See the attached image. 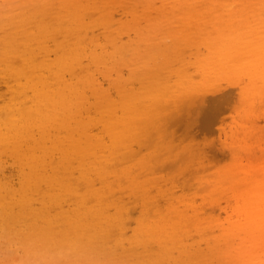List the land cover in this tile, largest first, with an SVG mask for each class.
I'll use <instances>...</instances> for the list:
<instances>
[{
  "label": "bare ground",
  "instance_id": "1",
  "mask_svg": "<svg viewBox=\"0 0 264 264\" xmlns=\"http://www.w3.org/2000/svg\"><path fill=\"white\" fill-rule=\"evenodd\" d=\"M133 1H128L132 4V7L129 8L132 18L129 22L126 21L122 28L135 27L134 23L140 17L147 20V30L138 31L136 38L138 43L132 51L133 55L138 57V61H141L142 68L140 69L143 70L139 72V70L133 69L127 78L118 80V84L114 87L118 95V103L114 102L101 87L98 90L102 97L95 89L98 94L96 99L101 102L105 108L104 112L108 116L101 119L89 117L91 109L95 107L80 108L79 112L86 114L88 118L83 119L84 122L80 128L77 126L80 134L74 149L65 147L69 141L73 140L74 136L69 134L71 133L70 122L64 119L63 126H66L68 134L62 138L59 137V142L63 145L56 153L61 155V159L54 166H48L49 163L46 159L48 153L53 154L54 150H43L42 155H36L39 149L32 148L31 151H23L27 155L22 152L21 156L17 158L14 168H17L16 175L19 179L18 196H16V190L11 191L15 184L10 175H6L4 182L0 185V253L15 238L33 241L48 248L72 247L76 250L77 255L70 264H159L160 260L170 254L171 249H176L179 246H182L184 260H188V263H191V260L196 262L197 259H193V256L198 257L199 253L192 254L190 249L184 245L186 243L183 242L184 237L191 235L190 227L183 224L184 210L193 209L199 219L210 222L212 217L206 206V200L210 196L212 205L214 204L218 187L213 186L208 189L204 185L200 189L192 191L190 190L192 188L190 178H185L182 182L180 177L190 168L191 163L188 162L194 158L200 161L207 159L211 164L216 163L215 161L220 158L212 140L206 139H212L209 137V134L214 131L211 126L214 121L218 120L221 113L232 109L241 117L240 119H244L247 123L243 124L244 133L239 131L240 133L236 132L232 136L226 135L224 139L223 145L226 147L229 145L235 150L229 151L230 164L228 162L222 164L220 161L216 163L219 166L216 173L219 176V183H232V180L239 172L242 173L244 168H254V143L251 145L247 140L253 138L255 121L251 120V117L253 119L257 115V110L251 109L255 107L256 102L264 93V85L258 84L256 80L250 85H238L237 95L230 96L225 94L224 90L220 91V94L215 98V103L210 108L207 107L203 111L202 108L200 109L201 117L205 118L204 114L208 117L204 121L199 119L200 135L206 138L204 143L196 142L197 140L194 141V139L185 141L183 140L184 135L181 144H175V137L179 134L177 133V128L180 127L179 122H183L188 115L191 117L193 105L192 100L187 102L181 99H193L198 93L204 94L209 91L208 89H220L219 81L226 77L234 76L233 78H235V73L238 70L245 74H252V78L257 73L264 76V69H258L259 65H264V35L262 33L259 38H254L249 36L248 30L246 31L248 28H255V26L250 27L252 22L253 24L259 22L255 21L256 15H252L255 14V9L258 10L256 8L258 5L256 4V7L252 8V0H139L141 5L137 1L139 5L135 3L134 6ZM80 2L81 0H69L68 3H65L63 6L64 16L51 24L33 21L31 11L20 15L16 7L21 6L22 3H13L5 8L8 15L14 16H7L6 21L2 23V28L6 35H9L10 29L13 32L5 41L7 46L0 50V79L8 84V92L12 93V97L0 106V153H4L3 150L6 149L3 146L9 145L13 146L15 152H18L17 147H21L17 136L22 135V132H25L24 135H31L30 131L36 128L40 135L44 136L45 131L49 130L52 120L63 114L69 105L77 104L79 100L89 102L84 90L95 87L94 78L66 79L64 77L65 71L73 72L77 67H82L79 60L81 56L93 59L99 64L103 62L107 69L112 59L121 68L126 65L125 55L120 45L112 42L114 48L110 50L105 43L100 44L98 39H87L81 36L85 30L89 29L92 21L88 14L81 10L84 6ZM89 2L90 0H88ZM125 3H123V7L127 9L128 7L124 6ZM12 6L13 8H11ZM138 7L141 11H138ZM260 7H262L261 2L258 6L259 10ZM86 8H89L88 5ZM263 8L264 5L261 10ZM226 10L231 11L230 14L227 12V15L230 16L231 13L234 15L241 13L242 18L236 16L238 17L236 20L235 16H231V19H227L228 17H224V15L227 16ZM259 10L257 14L260 12ZM263 10L262 12H264ZM91 12L93 13V11ZM248 12H254L247 14L249 18L250 15L254 16V21L252 19L249 22V18L247 20L246 13ZM242 13H245L246 18ZM100 15L98 14V16ZM260 15L258 16L260 19H256L263 22L261 24L263 25L264 21L261 19H264V15L263 17ZM102 16L107 31L105 37L110 38L111 13H108L107 10L102 12ZM243 17L245 18L244 22L241 21ZM171 20L178 23L176 28L182 23L197 29L199 35L193 38H191L192 36L187 37L185 40L200 41L199 44H203L207 48V54L200 60V65L198 64L200 78L195 80L193 74L188 71L189 63L183 62L176 69L175 86L157 74L160 69L159 64H156L154 69L148 68L149 60L155 56L154 52L152 55L150 54L154 49L156 39L162 36L165 25H168ZM234 20L237 22L236 25L233 24ZM238 20L240 21L238 22ZM18 22L21 24L27 22L29 25V30H24L22 34L23 40L29 46L24 49H20L14 39L17 28H19L16 25ZM245 22H249L248 28H246ZM190 30L191 28L185 27L183 34L191 33ZM59 31H65L66 34V40L61 44L55 42L56 32ZM251 34L253 35V33ZM114 39L115 37H113ZM32 41L35 43V48L30 44ZM181 48L182 43L174 45V53L167 55L161 69L169 68L173 58L178 57ZM52 53L53 57H51ZM148 70L150 73H147ZM136 73L139 78L135 77ZM21 77L25 78V86L34 91V97L26 95L25 89H20L17 83H20ZM134 77L138 79V88L136 86L134 88L133 83L130 84ZM11 78L16 79V83L10 84L9 79ZM237 79L241 80L242 78ZM5 94L6 92H1L0 98ZM72 96L75 97V100L71 99ZM144 98L151 100L150 108L145 110V113L140 108V102ZM171 98H174V102L168 101ZM231 98L233 100H230ZM159 99H162V102ZM164 100L166 101L163 102ZM115 103L122 110L121 114L115 111ZM135 103L137 104L134 108ZM45 107L50 108L43 109ZM137 117L141 119L139 120ZM98 124L103 125L102 130L92 132L91 128ZM57 126L61 127L62 125L57 122ZM255 136L257 137L259 134H255ZM108 139L110 142H107ZM6 142L9 144L6 145ZM179 145H182V154L186 155L182 160L179 158L178 152H173L176 148L180 149ZM141 146L160 148L143 155V159L137 163H127L137 155L139 152L137 150ZM88 154H95L97 160L85 162L84 157ZM242 156L247 157L246 165H243ZM75 160H79L77 168H81L80 176L87 187V191L82 193L80 181L74 183L70 181L75 169L73 164ZM220 160L222 161L221 158ZM204 165L200 164L196 168H203ZM211 175L212 173L209 174V176ZM97 182L100 185H97ZM42 183L52 191L48 192V199L42 200L44 206L38 208L39 211H37L31 206L30 197L22 198L20 194L21 192L23 195L27 192H31L32 195L38 193L42 189ZM163 184L166 186L163 187ZM256 187L258 188L252 192L257 195L259 191L264 197V184L262 186L258 184ZM177 188L183 192V196L175 195ZM224 191L223 187L218 188L219 194ZM122 193L130 195L131 201L123 200ZM192 193H195L194 196L201 195L202 203L195 202ZM6 194L12 197L8 201L4 198ZM74 195L78 196L75 206L71 209H61L62 212L70 211L72 213L52 215L53 217L64 216L66 218L68 221L66 222L68 229H65L68 230L67 234L51 235L54 232L51 227H55L53 224L56 220L52 217L45 219L41 215L44 216L45 212L52 208V204L62 205L68 197ZM16 205L22 206L24 210L29 208L28 217L38 214L43 222L40 225L33 223L30 228L26 229L19 223L23 222L27 216L24 211L14 212L13 207ZM181 205L185 207L182 209ZM84 206L85 209H82ZM111 208H115L117 213L113 217L107 214ZM251 208L247 204L244 209L248 216H250ZM131 220L136 225H140L141 234L150 232L153 237L161 238L162 244L170 239L173 246H164V253L155 255L151 249L152 244L146 240L147 246L145 247L143 244L142 252L138 253V250L137 254L135 250H131V255H139L140 258L130 260L124 257L116 258L113 252L98 246L93 234L91 235L92 230L97 238L105 236L104 229L97 226L101 222L107 223L109 227L112 226L111 229L114 231L119 228L123 232L125 228H128ZM17 224L19 225L16 226ZM83 232L85 237L82 236ZM67 238H71V242ZM262 251L264 253V245ZM219 252L221 251L219 250ZM214 254L216 255V252ZM234 255L237 256H235L237 260L238 255L236 253ZM145 258L147 260H144ZM199 259L204 264L207 261L203 258ZM262 262L264 264V260Z\"/></svg>",
  "mask_w": 264,
  "mask_h": 264
},
{
  "label": "rangeland",
  "instance_id": "2",
  "mask_svg": "<svg viewBox=\"0 0 264 264\" xmlns=\"http://www.w3.org/2000/svg\"><path fill=\"white\" fill-rule=\"evenodd\" d=\"M15 1V2H14ZM69 0H0V50L4 49L6 45V40L9 39L11 33L13 32L10 29L9 35L4 34V28H2V23L6 21L7 16H14V15H8L6 13V9L9 5L13 3H22L21 6L16 7L17 11L19 10L20 15H24V12L31 11L33 16V21L37 22H49L50 24L53 22H56L59 18L64 16L63 12V6L65 3H68ZM80 1V0H79ZM104 1V2H103ZM109 1H111L109 3ZM129 1V0H128ZM129 4L125 3L126 0H90V4L88 3V0H81L82 7L81 10L85 11L89 18L92 21L91 26L89 29L85 30L81 34L82 37L87 39H98L100 44L105 43L108 46V49L112 50L114 48L113 43L116 45H120L122 47V52L125 55L126 65L124 68L118 66L114 59L110 61V66L107 69L103 62L98 63L97 61L93 59H89L88 57L81 56L79 60L81 61L82 67H77L73 72L65 71L64 77L66 79H79V78H86L90 79L91 77L95 80V87L93 89H86L85 94L87 95L89 102L81 101L79 100V103H75L69 105L65 112L61 114L58 118L53 119L51 126L49 127L48 131H45V135L41 136L39 131L34 128L31 132V135H24L25 132H22V135L17 136V139L19 141V147H17L18 152H15L13 149V146H3L6 149L3 150L4 153H0V164L2 167L0 168V185L5 180L6 175L11 176L13 178L14 189L11 191L16 190V196H18V188H19V179L16 175L17 168H14V162L17 160L18 157L21 156L23 151H31L32 148H37L39 151L36 155H42L43 150H54V153L51 154L50 152L46 156V159L48 160V166H54L60 159L61 155L59 153H56L58 149L63 145L59 142V137L62 138L66 134H68V131L66 129V126H63L64 119H67V122H70L71 127V133L74 136L73 140L69 141L68 145H65V147H69L71 149H74V145L76 141H78V137L80 134V131L77 129V126L80 128L82 123L84 122V118L87 117L86 114H83L79 112L80 108L83 107H95L91 109L89 117H96L97 119H101L104 117H107L108 115L104 112L105 108L101 104L99 100L96 99V96L98 95L95 92V89L101 93L98 89L101 87L105 92L108 93L110 98L117 102V93L114 87L118 84L119 79H125L129 76L130 72L133 69H137L142 71L140 68H142L141 61H138V57L133 55L132 51L137 45V34L139 30L146 31L148 27V22L144 17H140L137 22L134 23L135 27H130L127 29H123L122 26L126 21H130L132 16L129 14V8L132 7V4L128 2ZM133 1V0H132ZM139 0H135L132 3H134V6L138 4ZM263 7L264 0H252L253 5L252 8H255L256 4L260 6V2ZM10 2V3H9ZM80 2V3H81ZM84 2V3H83ZM125 3V7H128L127 9L123 7V3ZM141 2V1H140ZM139 4L141 5V3ZM255 2V3H254ZM263 2V3H262ZM105 3L102 7L101 5ZM136 3V4H135ZM138 4V5H139ZM86 5H88V9L86 8ZM94 5V6H93ZM128 5V6H127ZM250 6V7H251ZM254 6V7H253ZM258 6L256 7L258 10ZM107 7V8H106ZM111 7V8H110ZM260 7V12L258 14L264 15V12H262V9ZM13 8V6L11 7ZM10 8V9H11ZM110 8V9H109ZM108 10V13H111V36L110 38L105 37L107 34V31L105 30L104 26V17L102 16V12H106ZM254 10L256 15V18H258L257 11ZM93 11V13L91 12ZM138 11H141L138 7ZM264 11V10H263ZM226 15L228 10L225 11ZM231 12V11H230ZM229 12V14H230ZM15 13V12H14ZM95 13V14H94ZM254 12H248L247 14H251ZM16 14V13H15ZM86 14V15H87ZM98 14H101L98 16ZM152 14H155V12H152ZM227 15L224 17H228L227 19H231V16H235V19L237 20L241 13H231L230 15ZM233 14V15H232ZM245 17V13H242ZM85 15V18H86ZM250 15L251 17L247 15V20L251 22L254 16ZM260 15V17H261ZM91 16V17H90ZM98 16V17H97ZM242 16V15H241ZM240 16V17H241ZM241 19L243 21L245 18ZM88 18V19H89ZM103 20L101 21V19ZM249 18V19H248ZM255 18V21H259ZM264 18V17H263ZM175 20V19H174ZM174 20H171L168 25H165L164 30L162 31V36L158 39H156V44H154V49L151 51V54L154 52L155 56L149 60L148 62V68L154 69L156 64L160 65V69L157 72V74L163 79L168 80L173 86H175V80H176V69H178L183 62H188V71L193 74V77L195 80H198L200 78V60L207 54V48L203 46V44H199L200 41H194V40H185V38L192 36L191 38L199 35V32L197 29H193L191 25H181L176 28L178 23L172 22ZM234 20L233 24L236 25L237 22ZM246 20V21H247ZM264 21V19H261V21ZM89 21V20H88ZM240 20H238L239 22ZM28 22V20H27ZM25 22L21 24L18 22L16 25L20 28H17V33L14 36V39L16 40L18 47L20 49H24L29 47L28 44L23 40L24 36L23 31L29 30L28 23ZM244 22V21H243ZM249 22H245V26H249ZM257 22L253 24L251 23V26H255L246 28V31L250 33V35L247 33V35L251 37L259 38V36L262 34L264 35V24L261 25L263 22ZM131 24V23H129ZM239 24V23H238ZM242 25V24H240ZM261 25V26H259ZM243 26V25H242ZM189 27L191 28V33L183 34L184 28ZM258 27H262L261 29ZM253 28V29H252ZM260 29V30H258ZM252 31V32H250ZM56 38L55 42L57 43H63L66 40V34L64 32H56ZM253 33V35L251 34ZM260 33V34H259ZM258 34V37H257ZM113 37L115 39L113 40ZM113 41H112V40ZM113 42V43H112ZM177 43H182V48L179 52L178 57H174L172 60V64L169 66V68L161 69L164 65V60L167 57L168 54L172 55L174 53L173 47ZM30 44L35 48V43L32 41ZM52 42L50 45L52 46ZM144 46V45H143ZM41 55V54H40ZM39 55V57H40ZM54 54L52 53L51 57H53ZM201 67V66H200ZM258 69H264V65H259ZM137 72V71H136ZM138 72V73H139ZM147 73H150L148 70ZM238 74V75H236ZM135 77L139 78V75L137 76V73L134 74ZM133 78V82L130 84L133 85V87L138 88V79ZM234 77V76H233ZM233 77H226L219 81V88L220 89H208L209 91L202 93H198L196 97L193 99L183 98L181 100L187 101V102H193V105L191 107V117L188 115L187 118L183 122H179L180 127L177 128V133H179L175 137V144H181V141L185 135V138L183 140L186 141V139H194L196 142L204 143V139H206L204 136L200 135L201 132V126L199 125L200 120L204 121L208 117L206 114H204L205 118H202L200 114V109L211 107L213 103H215V98L218 96L220 91L224 90L225 94H228L230 96L237 95L238 89L241 84H251L253 81H257L258 84L264 85V76L257 73L254 78H252V74H245L243 72L236 71L235 78ZM241 77V80H238L237 78ZM228 78V79H227ZM10 84L12 82L16 83V79L14 78L9 79ZM100 83V85H99ZM240 83V84H239ZM20 86V89L26 90V95L34 97V91L27 88L25 86V78H20V83H17ZM129 86H132L130 85ZM8 84L4 82V80L0 79V93L6 92V94L0 98V106L4 102H6L8 99L12 97V93L8 92ZM217 85V86H218ZM213 90V91H212ZM215 90V91H214ZM222 92V93H223ZM68 93V92H66ZM218 93V94H217ZM262 93V92H261ZM101 95V94H100ZM102 97V95H101ZM230 98V97H229ZM71 99L75 100V97H71ZM160 102H162V99H159ZM174 98L169 99V102H174ZM230 100H233L232 98ZM261 100V101H260ZM258 99L256 102V105L253 109L257 110V115H255L251 120L255 121V124L253 126L254 129V135L251 140H247V142H250L251 145L254 143L253 146V165L254 168H244L242 170V173H238V175L232 180V183L224 182V184H220V180L218 179L219 176L216 175L218 170V165L216 164L217 161H220V163L224 164L228 162V164L231 163V159L229 156V151H234L235 149L231 146L227 145L224 146L223 142L226 138V135L232 136V134H236V132L241 131L244 133V122H246L244 119H240L239 115L235 113V111H232V109H229L226 112H223L220 114L218 120L214 121L212 124V128H214V131H212L209 134V137L212 139H206V140H212L213 146L215 145L217 148V153L220 158L215 161L216 163L211 164L210 162L205 160H198L196 158L190 160L191 163L189 165L190 168L187 169V171L184 172V175L180 177L181 181L183 182L185 178H190L191 182V189L192 191H195L197 189H200L201 186L206 185L208 189L215 186L216 188H224V193L217 192L216 194V200L214 204L212 205V198L208 196L206 200V206L210 210V215L212 217V220L210 222H204L201 219L198 218L194 214L193 209H185L184 210V219L183 224L185 226H189L191 229V235L190 237H184L183 242L187 246L190 251L193 253H199L198 257L193 256V259H197L196 262L190 261L191 263H188V260H184V253H182V246L177 247L176 249H171L170 254L166 256L164 259L160 260L161 263L159 264H204L201 262L199 258H203L206 261L205 264H262L264 260V253L262 251L263 245H264V197L259 193L255 195V193L252 192L256 190V186L260 184L262 186L264 184V93H262V97ZM150 98H144L142 102H140V108L143 110V112L148 110L149 104H150ZM164 100L163 102H165ZM260 102V103H259ZM262 102V103H261ZM118 103V102H117ZM90 104V105H89ZM137 103L134 104V108ZM260 104V106H259ZM263 104V105H262ZM216 105V104H215ZM71 106V107H70ZM258 106V107H257ZM70 107V108H69ZM115 111L118 114L122 113V110L118 108V104L115 103L114 105ZM50 107H45L43 109H49ZM69 108V109H68ZM261 108V109H259ZM68 109V110H67ZM145 111V112H146ZM144 112V113H145ZM259 112V114H258ZM88 118V117H87ZM139 120L140 117H137ZM200 119V120H199ZM57 122H59L62 126L58 127ZM141 122V121H140ZM247 123V122H246ZM103 128L102 124H98L91 128L92 132H100ZM240 133V132H239ZM255 134H259V136H255ZM107 142H110V139L107 140ZM6 145L9 143L6 142ZM135 147H137V144H135ZM180 149L174 150L175 153L178 152L180 154L179 158L182 160L186 155L182 154V145L178 146ZM154 147H146L141 146L140 149L138 148L137 155L130 161L128 160L127 163H137V161L143 159V155L149 154L150 152L154 151ZM153 149V150H152ZM206 150H208L207 147H205ZM212 150H214L212 148ZM165 151V150H164ZM163 151V152H164ZM158 152V151H156ZM165 154L168 152H164ZM184 153V151H183ZM23 154L27 155L23 152ZM244 154V153H243ZM256 155V157H255ZM243 158V165L247 164V157L242 156ZM84 161L88 162L89 160H97L95 154H88L84 157ZM197 160V161H196ZM224 160V161H223ZM30 162V159L28 160ZM196 161V163H195ZM224 162V163H223ZM195 163V164H194ZM75 169L73 170V176L70 179L71 182H78L81 184V193L87 191V187L85 186V181L81 178V168H77L79 165V160L74 161ZM200 164H205L202 167H198ZM194 165V166H193ZM199 171H198V170ZM206 169V170H205ZM191 171V172H190ZM209 176V174H211ZM218 176V177H217ZM259 180V181H255ZM100 185L99 182H97V185ZM169 184V182H167ZM255 185V186H254ZM166 186V184H163V187ZM42 189L38 192L32 195L31 192H27V194L23 195L22 192L20 194V197L22 198H29L31 199L30 204L35 210H37L40 207H43L44 204L42 200L48 199V192L52 191L50 188L46 187L44 183L41 184ZM204 190V189H202ZM13 195V193H11ZM195 193H192L193 199L197 203H202L203 198L201 195L194 196ZM123 196L122 199L129 202L131 201L130 195L127 193H122ZM175 195L177 196H183V192L179 190V188L176 189ZM180 196V197H181ZM7 201L11 199L12 197L8 194L4 197ZM78 199L77 195L68 197L62 205L59 204H52L51 209L47 212H45L44 216L41 215L43 218L52 217L56 222L53 224L55 227H51V229L54 231L51 235L57 234L58 236L61 234L66 235L68 230L66 222V218L64 216L60 217H53L52 215L60 214V213H72L70 211L62 212L61 209H71L75 206V203ZM93 202H95V199H93ZM133 203V202H132ZM251 206L250 209V216H248L247 213H245V207ZM182 209L185 207L181 205ZM82 209H85V206L82 207ZM14 212L24 211V214L27 216V218L19 223L22 226H24L26 229L30 228V225L33 223L41 224L43 221L38 217V214L30 215L31 217H28L30 214L29 208H26L25 210L22 209V206L16 205L13 207ZM39 211V210H37ZM107 214L111 217L115 216L117 213L115 211V208H111L107 211ZM97 221V219H96ZM149 221V220H148ZM17 224L16 226H18ZM97 226L104 229L105 236L97 238L95 236V232L91 230V235L93 234V238L95 239L96 243L99 244L98 246L103 247L105 250L113 252L114 255H116V258L124 257L125 259H137L140 258L138 256L131 255L132 251L139 250L138 253L143 251V244L145 247L147 246L145 241L149 240V244H152V252L155 253V255L160 254L161 252L164 253V246H173L170 239H167L166 242L163 244L161 243V238L157 239L151 235L150 232L146 234H141L140 225H136V223L131 220L128 224V228H125V230L122 232L119 228H117L115 231L112 230V226L109 227L107 223L101 222ZM137 227V230L135 231ZM111 229V230H110ZM111 232H110V231ZM82 236L85 237L84 232L82 233ZM163 237V236H162ZM71 242V238H67ZM176 239H178L176 237ZM176 247V246H174ZM101 250V249H100ZM219 250L221 252H219ZM229 250H231L229 252ZM134 252V254H135ZM216 252V255L214 254ZM219 252V253H218ZM137 253V254H138ZM144 253V252H143ZM234 253L238 255L237 260L235 259ZM191 254V255H192ZM131 255V256H130ZM237 257V256H236ZM179 258L180 260H176ZM192 258V256H191ZM144 260H147L146 258ZM184 260V261H183ZM193 262V263H192ZM235 262V263H234Z\"/></svg>",
  "mask_w": 264,
  "mask_h": 264
},
{
  "label": "clouds",
  "instance_id": "3",
  "mask_svg": "<svg viewBox=\"0 0 264 264\" xmlns=\"http://www.w3.org/2000/svg\"><path fill=\"white\" fill-rule=\"evenodd\" d=\"M76 255L72 247L48 248L13 238L0 253V264H70Z\"/></svg>",
  "mask_w": 264,
  "mask_h": 264
}]
</instances>
